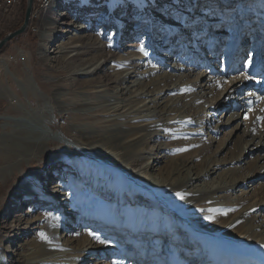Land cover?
<instances>
[{"label":"rangeland","instance_id":"rangeland-1","mask_svg":"<svg viewBox=\"0 0 264 264\" xmlns=\"http://www.w3.org/2000/svg\"><path fill=\"white\" fill-rule=\"evenodd\" d=\"M31 25L0 56V264H26L17 250L41 245L52 218L61 221L45 264H264L255 243L264 245V148L254 146L264 135V0H53ZM97 58L107 62L82 74ZM126 106L161 117L139 148L142 160L115 156L127 134L111 116ZM170 109L176 120L167 121ZM130 159L140 160L135 168ZM149 161L159 163L148 170L158 182L177 162L191 167L181 178L215 172L194 186L163 187L137 173ZM223 181L238 186L200 205L188 199ZM32 185L44 187V202L30 197ZM71 194L77 202H67ZM250 204L262 205L246 220L254 247L204 229L213 213Z\"/></svg>","mask_w":264,"mask_h":264},{"label":"bare ground","instance_id":"bare-ground-1","mask_svg":"<svg viewBox=\"0 0 264 264\" xmlns=\"http://www.w3.org/2000/svg\"><path fill=\"white\" fill-rule=\"evenodd\" d=\"M48 22H49V25L50 24H53L54 25V24H57L58 23V20H49ZM80 28L81 27H79V30H80ZM158 32H159V30H157L154 33V37H153V45L155 47H156V43H157L156 40H157V37H158V34H157ZM122 36H124V35H122ZM154 38H155V40H154ZM77 43H78V41H77ZM64 44H68V42L67 41H61V43H59V45H58V49L61 47L62 50H64L66 48L65 46H63ZM95 50L98 52L97 55H101L100 54V51L102 50V47L101 46L98 45V48H95ZM103 50H104V48H103ZM80 52H81V50H80ZM66 54H67V52H66ZM79 57H80V55H79ZM100 58H104L105 59V56L104 57L101 56ZM99 59L98 58H97V60H94L93 59L94 62L91 65L89 64L90 65V66H88L89 68L86 67L85 73L82 72V74H85V75L90 76V77L91 76H94L98 72V70H100L102 68L103 63H106L107 62L106 61L107 59L105 61H103V63L102 62H99L98 61ZM126 60H127L126 61V65H134L135 62H137L138 59H132L130 61L128 59H126ZM136 64L134 65L135 67H137ZM132 68L133 67H131L130 69H126V70L124 69V70H122L121 73L118 74V76L116 77V83L119 86H122V85H124V84H126V83L129 82V79L131 78L130 77V71L129 70H131ZM4 70H5V68H4ZM133 83H135V81ZM130 94H132V91H131ZM231 94L229 92V95H231ZM139 99L140 98H138V100ZM154 102L155 101L152 100L151 104H154ZM84 106H86V104H84ZM117 108H116L115 111L113 109V116H111V117H114V116L117 117V118H120L121 117V119H115L116 120V123L114 124V126H118V125L123 126L121 128H125L126 131H124L122 133H126L127 136L125 138L124 144L122 143V144L118 145L119 149H121L122 151L121 152H118V153H115V156L116 157H120L122 155H127L128 156V152H129V153H135V154H137L139 156V159L142 160L144 156H142L140 154L139 148H141V146L146 143L145 142L146 137L152 135L151 132H150V130L153 132L154 130H157V128H159L160 125H162L161 124L162 122L160 120L161 117H159V116L150 117L149 115L144 114L140 109H138V110L135 111L134 109L133 110H130V108L125 109L122 114H119L121 116L118 117V115L116 114L117 111H118ZM168 113H169L170 117H169V119H167V121L168 120L169 121L176 120V118L173 115V113H174V110L173 109H170L168 111ZM253 114H254L255 117H257V115H256L257 112L256 111H254ZM111 115H112V113H111ZM120 120H122V121L119 122ZM140 120H142V121L140 122ZM135 121H138V122L136 123ZM28 125L30 126V128L32 127L35 130H37L36 128H38L33 123H29ZM263 137H264V135H260L259 142L256 145H254L255 146V149L258 150V151L259 150H262L264 148V139H263ZM140 160L131 161V159H130L131 168H135V166L133 164L136 165L137 161H140ZM150 161L148 162V164H146V167H144L143 171H139L137 173L140 175V177H141L142 180H144L146 182L153 183V184L158 185V186H163V187H173L172 185H177L178 183H180V184L177 185L178 187L187 188V187H190V186H194V184H195L194 181L195 180H196V182L203 181L204 178L207 177V175L209 176L210 174H212V173L215 172V169L214 168L208 167L207 169H203V170L199 171L198 173H195V175H193V176H195V178L193 176L191 177L188 174H186V177L181 178V176L184 175V172H187V171L189 172L190 171L189 169L191 167H189L190 166L189 164L187 165V164H183V163H178L177 162L176 163L177 165L175 164V166L173 167L172 170L171 169L170 170H167L168 171L167 175H170V176L167 179H165V180L162 178V181H159L158 182L155 177H151V175L148 174V172H149L148 170L150 169L152 171L153 169H155V167H157L159 165V163L156 164V165H154V164L152 165V164H150ZM153 163H156V160ZM130 173L133 174L134 172H130ZM175 175H176V177H174ZM41 178H42L43 182H49L47 180V177H46L45 174L42 175ZM42 180L40 181V183H42ZM59 186L60 185H58V187ZM237 186H238V184L235 181H231V182L223 181L222 182V185H220L218 189H216V190L214 188L213 189H211V188L210 189H201L202 191H198L199 192L198 198H194L193 199L191 197V198H188V199L190 200V202L200 205L199 203H201L203 201L202 198H205L206 195H211L212 196L211 199H213L214 196H215L214 194H217L218 192L222 191L223 189L230 190V189H234ZM31 188L32 189L29 190L30 197L31 198H34V199H43V202H44V200L46 199L45 196H44V194H43V192H42V190H43L44 187H41L39 190H37V188L32 185ZM60 195H61V197L66 196V195H63L62 193H60ZM68 197H69V195H68ZM78 199H79V194H76L75 196L71 194L70 195V199L68 198L66 200H67V202H71L72 203V202H77ZM179 199L180 198H177V200H179ZM64 200L65 199H63V201ZM63 201H60V202H63ZM192 206H193V204H192ZM261 206H262L261 204L260 205L250 204V205H247L245 207H240L238 205H235L234 207H232V209L234 210V212L232 211V214H226L225 215L223 213V218H221V217L218 216L219 219L216 217L215 213H213V215L211 216L212 219L206 218L205 223H203L204 229H208L213 234L215 233L217 236H220L222 238H225V239H227V240H229V241H231L233 243H238L239 242V243H241V246H243V248L244 247L245 248L254 247L255 244H251L249 242V240L250 239L254 240L255 238L252 236V233L250 232V230L248 231V229L246 228V220H247V216L250 215L251 213H253L252 212L253 210L258 211L261 208ZM48 207H49L48 205L45 206L46 209ZM195 207H197V205ZM45 208L43 209V211L46 212V209ZM34 209H35V206L32 205L31 208H30V210H29V213H32L33 211H35ZM54 219L55 218L50 219L51 222H48L47 223V225L49 227V230H48L47 235H46L47 238H48L47 240L44 239L41 242V245H38V246L36 244H34V246L32 245L33 247H30L25 252V254H23V255H22L21 252H18V250H17V253H18L17 256H22V258L24 259L23 261L26 264H45V263H47V261H45L46 259H44V257H47L48 255H50L52 253V251H53L52 249H54V245L52 244V238L54 236V232H56L55 231V227L58 228L59 227L58 226V222L61 221V219H59V218H57L55 220ZM38 220H39V218H33L30 222H28L25 225L24 228H22V231L28 230L31 226H35L36 223L39 222ZM50 224L51 225L52 224L54 225L53 226L54 231L53 230H50V228L52 227V226L50 227ZM13 227H14L13 230H16L17 228L21 229V226L17 227L16 224ZM260 242L264 243V241H260ZM255 243L258 245L259 250L262 251V252H264V245L260 244L259 242H255ZM87 244H84L82 246V248H79L77 250L78 251V252H76L77 257L78 256L79 257H82L83 256V254L85 253V250H87V248L91 245L90 243L88 245ZM70 253H69V255H70ZM73 255H72V257H74ZM51 256H53V255H51ZM59 256H61V255H59ZM50 257H48V258L50 259ZM56 257H58V256H56ZM37 258H39V259H37ZM62 259H64V258H62ZM42 260H44L45 262L42 261ZM57 260H59V259H57ZM54 261H56V260L54 259ZM13 263H17V261H14Z\"/></svg>","mask_w":264,"mask_h":264},{"label":"built area","instance_id":"built-area-1","mask_svg":"<svg viewBox=\"0 0 264 264\" xmlns=\"http://www.w3.org/2000/svg\"><path fill=\"white\" fill-rule=\"evenodd\" d=\"M24 1L27 5V0H0V23L6 22L8 19L13 20L14 13H17L18 10H22ZM52 1L53 0H34V10L31 20L33 24L39 21L40 15L44 14L50 8ZM65 15V12H60L58 18L63 19ZM29 29L35 30L32 25H30Z\"/></svg>","mask_w":264,"mask_h":264},{"label":"water","instance_id":"water-1","mask_svg":"<svg viewBox=\"0 0 264 264\" xmlns=\"http://www.w3.org/2000/svg\"><path fill=\"white\" fill-rule=\"evenodd\" d=\"M34 10V0H27L26 13L23 25L16 31L9 33L0 40V54L2 50L14 39L25 34L31 25L32 14Z\"/></svg>","mask_w":264,"mask_h":264},{"label":"crops","instance_id":"crops-1","mask_svg":"<svg viewBox=\"0 0 264 264\" xmlns=\"http://www.w3.org/2000/svg\"><path fill=\"white\" fill-rule=\"evenodd\" d=\"M25 13H26V9H25ZM24 19H25V17H24ZM22 20H23V10H18L17 13L16 12L14 13L13 20L8 19L6 22L0 23V39H3L5 36H7L9 33L8 34H5V33L8 32L9 30L13 29L14 27H16L18 24H20L22 22ZM7 46L4 48V50L7 48ZM5 54H6V50H5V53L3 55H5Z\"/></svg>","mask_w":264,"mask_h":264},{"label":"snow or ice","instance_id":"snow-or-ice-1","mask_svg":"<svg viewBox=\"0 0 264 264\" xmlns=\"http://www.w3.org/2000/svg\"><path fill=\"white\" fill-rule=\"evenodd\" d=\"M140 51H144V49L143 48H141L140 49ZM249 65H251V60H249ZM249 103H251V101H249ZM250 111H251V109H250ZM245 118H247V116L245 117ZM257 120H259V121H264V117H257ZM179 195V194H178ZM181 198H183L182 196H181ZM225 215L227 214V213H224ZM209 219H212V217H208ZM89 235H91V236H93L96 240H98L100 243H106V241H104V240H101L100 238H99V236H96V234L94 233V232H90L89 233ZM40 236H41V238L42 239H45V240H47L48 238H47V236L44 234V233H40Z\"/></svg>","mask_w":264,"mask_h":264},{"label":"trees","instance_id":"trees-1","mask_svg":"<svg viewBox=\"0 0 264 264\" xmlns=\"http://www.w3.org/2000/svg\"><path fill=\"white\" fill-rule=\"evenodd\" d=\"M25 9H26V2L24 1V5L22 7V10H23V20L20 24H18L16 27H14L13 29L9 30L8 32H6L5 34H8L10 32H13L14 30L18 29L24 22V17H25ZM4 34V35H5ZM13 41H11L9 44H11ZM5 53V50L3 49L0 56L3 55Z\"/></svg>","mask_w":264,"mask_h":264}]
</instances>
